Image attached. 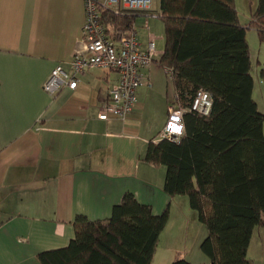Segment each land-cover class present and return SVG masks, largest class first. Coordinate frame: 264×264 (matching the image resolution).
<instances>
[{"label":"crops","instance_id":"0c3cea01","mask_svg":"<svg viewBox=\"0 0 264 264\" xmlns=\"http://www.w3.org/2000/svg\"><path fill=\"white\" fill-rule=\"evenodd\" d=\"M159 13V0H152L133 24L139 50L153 38L157 52L141 69L133 109L124 118L101 120L117 72L95 68L77 75L73 90H43L56 65L70 71L82 46L84 0H0V264H41L39 253L74 238L76 215L108 219L126 193L154 215L168 208L157 248L170 225L168 235L175 237L183 225V234L200 226L184 195L163 191L166 168L144 161L175 99L170 71L159 63L163 22L150 16Z\"/></svg>","mask_w":264,"mask_h":264},{"label":"trees","instance_id":"16d2710c","mask_svg":"<svg viewBox=\"0 0 264 264\" xmlns=\"http://www.w3.org/2000/svg\"><path fill=\"white\" fill-rule=\"evenodd\" d=\"M164 26L159 59L171 74L174 103L184 111L177 139L150 141L144 161L166 168L163 191L187 196L207 229L200 244L208 264H253L247 251L255 228L264 230V113L252 97L246 33L264 43V0L241 23L235 0H159ZM106 37L116 42L140 12L100 8ZM156 18V17H153ZM264 83V68L260 70ZM211 96L208 115L191 110L198 90ZM131 193L105 220L76 215L67 246L37 255L41 264H150L168 220ZM170 264H193L178 259Z\"/></svg>","mask_w":264,"mask_h":264},{"label":"built area","instance_id":"2783aa9c","mask_svg":"<svg viewBox=\"0 0 264 264\" xmlns=\"http://www.w3.org/2000/svg\"><path fill=\"white\" fill-rule=\"evenodd\" d=\"M152 0H84V23L82 27V46L70 61V71L56 65L43 83V90L53 95L63 88L75 89L77 75L101 68L115 71L118 74L116 83L108 94L107 102L101 107L98 118L106 120L110 115L124 118L133 109L138 88L143 84L141 69L148 66L156 56L153 38L148 40L145 50H139L134 28L126 35L113 42L109 40L100 22V8L112 9L115 12L128 10L145 13ZM156 17V14H150ZM148 26L147 21L144 22ZM211 107V96L207 91L198 90L193 98L191 110L208 115ZM168 118L160 132V137L177 140L183 133V110L173 103L168 108Z\"/></svg>","mask_w":264,"mask_h":264},{"label":"rangeland","instance_id":"374dc122","mask_svg":"<svg viewBox=\"0 0 264 264\" xmlns=\"http://www.w3.org/2000/svg\"><path fill=\"white\" fill-rule=\"evenodd\" d=\"M257 4L258 0H235L236 9L242 23L249 22L251 14L257 8ZM246 40L249 45L252 62L250 71L253 78L252 97L257 104L258 110L264 113V83L259 75L260 70L264 68V43L260 41L259 35L254 29L247 31ZM185 197L187 198V196ZM181 210L182 207H178V213L182 215ZM170 226L167 228L166 241L163 237L157 248L155 264L161 263L165 257L169 258L170 263L173 262L172 260L183 258L189 261L193 260L195 264H208L206 256L200 249V244L207 235V229L204 224L200 223V226L196 228L190 227L188 234H183V228L187 230V226L183 225L181 233L176 237L174 236V231L168 235ZM178 254H180V257ZM248 257L253 259V264H264V230L262 228L254 229Z\"/></svg>","mask_w":264,"mask_h":264}]
</instances>
